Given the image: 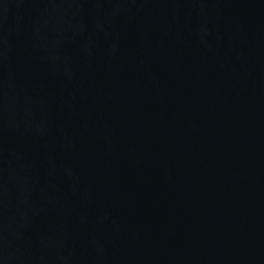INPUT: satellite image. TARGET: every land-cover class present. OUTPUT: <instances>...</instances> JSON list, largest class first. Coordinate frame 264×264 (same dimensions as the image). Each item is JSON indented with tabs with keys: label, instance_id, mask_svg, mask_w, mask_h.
<instances>
[{
	"label": "water",
	"instance_id": "water-1",
	"mask_svg": "<svg viewBox=\"0 0 264 264\" xmlns=\"http://www.w3.org/2000/svg\"><path fill=\"white\" fill-rule=\"evenodd\" d=\"M0 264H264V0H0Z\"/></svg>",
	"mask_w": 264,
	"mask_h": 264
}]
</instances>
